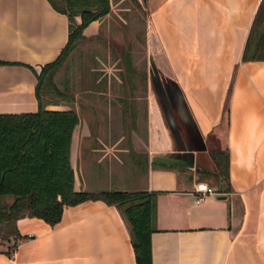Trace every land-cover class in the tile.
<instances>
[{"label": "crops", "instance_id": "obj_1", "mask_svg": "<svg viewBox=\"0 0 264 264\" xmlns=\"http://www.w3.org/2000/svg\"><path fill=\"white\" fill-rule=\"evenodd\" d=\"M259 2L144 0L141 65L125 53V64L113 66L119 77L142 76V88L90 86L80 100L79 89L53 75L60 92L46 106L74 103L78 113L70 149L75 187L100 189L86 174H114L116 184L103 188L156 192L151 264H264V58H241ZM109 4L83 26L85 37L129 7ZM68 22L50 0H0V111L38 108L36 72L65 45ZM98 67L99 79L106 68ZM138 98L143 133L131 116L125 135L111 103L131 109ZM90 104L103 108H85ZM212 146L228 151L222 189L208 172ZM198 179L217 191L196 201ZM17 225L22 235L11 253L0 246V264H135L127 225L102 198L66 205L55 223L26 214Z\"/></svg>", "mask_w": 264, "mask_h": 264}, {"label": "trees", "instance_id": "obj_2", "mask_svg": "<svg viewBox=\"0 0 264 264\" xmlns=\"http://www.w3.org/2000/svg\"><path fill=\"white\" fill-rule=\"evenodd\" d=\"M50 1L67 13L68 37L58 55L42 63L36 72L39 106L36 110L0 111V238L15 237L6 248L11 253L22 235L17 225L20 216L37 215L55 223L66 205L85 198H102L113 202L122 215L135 264H151L150 232L155 228L156 192L116 187L76 188L70 159L72 132L78 120L76 106L74 103L67 108L46 106L55 98V92H60L54 72L67 51L85 37L83 26L109 9V0ZM241 58H264V0H260L254 13ZM208 152L215 163L208 172L221 178L225 188L227 148L212 146Z\"/></svg>", "mask_w": 264, "mask_h": 264}, {"label": "rangeland", "instance_id": "obj_3", "mask_svg": "<svg viewBox=\"0 0 264 264\" xmlns=\"http://www.w3.org/2000/svg\"><path fill=\"white\" fill-rule=\"evenodd\" d=\"M123 4H127L128 8H119V14L112 11L109 18V25L107 28L101 27L100 31L90 37H85L76 42V44L67 51L58 68L56 69V80L61 84L71 86L80 90V96L78 99L82 100L83 89L85 87L92 86H120L126 88L127 86H136L138 88L143 87L142 76H130V77H119V69H114L113 66L120 63L125 64V52L132 55L139 56L137 65H141L142 62V31L143 21L145 15V9L142 6L144 0H121ZM116 55H120V59L116 58ZM97 56L101 57L100 61ZM123 56V57H122ZM136 56V57H137ZM92 65L104 66L105 72L101 74L98 79L97 75L99 71L103 69L98 66L93 68ZM55 73V72H54ZM56 82V81H55ZM125 96L126 92H121ZM85 95V94H84ZM90 95V94H88ZM97 95H115V93H102ZM115 100L112 99L111 102ZM113 112L117 118L122 120V124L119 126L121 131L126 135L130 130V117L135 116L138 119L139 133H143V104L140 98H138V104L132 103L130 105L122 102L120 104L111 103ZM82 107V106H81ZM133 107V109H132ZM85 108H90L94 111H98L103 108L102 105H86ZM82 109V108H81ZM80 109V113H82ZM106 109L103 110L104 116L106 115ZM102 111V110H101ZM131 112V113H130ZM132 117V118H133ZM118 126L108 125L106 131L117 132ZM91 176L95 181V184L99 188H103L108 184L112 183L115 185L117 181V175L106 174H86ZM15 237L12 236L8 239L0 238V246H8L12 244Z\"/></svg>", "mask_w": 264, "mask_h": 264}, {"label": "built area", "instance_id": "obj_4", "mask_svg": "<svg viewBox=\"0 0 264 264\" xmlns=\"http://www.w3.org/2000/svg\"><path fill=\"white\" fill-rule=\"evenodd\" d=\"M192 191L194 193V199L198 201L201 200L207 193L216 192L217 189L212 183L204 179H198L195 181Z\"/></svg>", "mask_w": 264, "mask_h": 264}, {"label": "water", "instance_id": "obj_5", "mask_svg": "<svg viewBox=\"0 0 264 264\" xmlns=\"http://www.w3.org/2000/svg\"><path fill=\"white\" fill-rule=\"evenodd\" d=\"M222 182H223V180L220 178V184H219V187H220L221 189L224 188Z\"/></svg>", "mask_w": 264, "mask_h": 264}]
</instances>
